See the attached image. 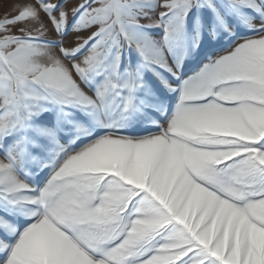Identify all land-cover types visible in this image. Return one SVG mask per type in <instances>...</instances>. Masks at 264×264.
Returning <instances> with one entry per match:
<instances>
[{"label": "snow or ice", "instance_id": "6c2138e0", "mask_svg": "<svg viewBox=\"0 0 264 264\" xmlns=\"http://www.w3.org/2000/svg\"><path fill=\"white\" fill-rule=\"evenodd\" d=\"M69 2L0 18V264H264V0Z\"/></svg>", "mask_w": 264, "mask_h": 264}, {"label": "rangeland", "instance_id": "374dc122", "mask_svg": "<svg viewBox=\"0 0 264 264\" xmlns=\"http://www.w3.org/2000/svg\"><path fill=\"white\" fill-rule=\"evenodd\" d=\"M13 1L16 2V0H13ZM0 2L5 3L4 0H0ZM77 2H79V0H70L69 4L66 5V7H71L72 4L77 3ZM10 8H11L10 6H7L6 8H0V18H2L5 15V13L9 12ZM85 35H87V33H85Z\"/></svg>", "mask_w": 264, "mask_h": 264}, {"label": "bare ground", "instance_id": "6f19581e", "mask_svg": "<svg viewBox=\"0 0 264 264\" xmlns=\"http://www.w3.org/2000/svg\"><path fill=\"white\" fill-rule=\"evenodd\" d=\"M4 2H0V8H6L7 6H12L13 3H15L13 0H4Z\"/></svg>", "mask_w": 264, "mask_h": 264}]
</instances>
